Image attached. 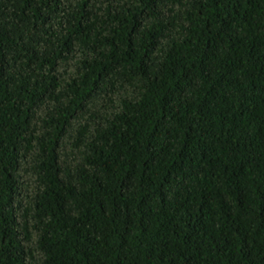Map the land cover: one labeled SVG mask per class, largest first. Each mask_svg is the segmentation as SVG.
Listing matches in <instances>:
<instances>
[{
	"label": "trees",
	"instance_id": "trees-1",
	"mask_svg": "<svg viewBox=\"0 0 264 264\" xmlns=\"http://www.w3.org/2000/svg\"><path fill=\"white\" fill-rule=\"evenodd\" d=\"M0 264H264V0H0Z\"/></svg>",
	"mask_w": 264,
	"mask_h": 264
}]
</instances>
